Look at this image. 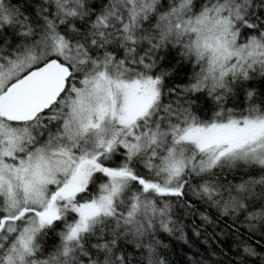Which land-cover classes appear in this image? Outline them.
Segmentation results:
<instances>
[{"label":"snow or ice","instance_id":"snow-or-ice-1","mask_svg":"<svg viewBox=\"0 0 264 264\" xmlns=\"http://www.w3.org/2000/svg\"><path fill=\"white\" fill-rule=\"evenodd\" d=\"M0 264H264V0H0Z\"/></svg>","mask_w":264,"mask_h":264}]
</instances>
